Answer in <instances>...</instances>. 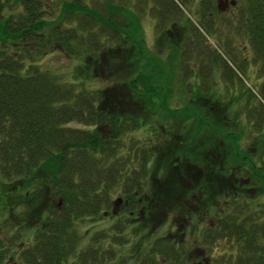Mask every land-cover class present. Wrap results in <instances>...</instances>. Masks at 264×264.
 <instances>
[{
	"label": "trees",
	"instance_id": "1",
	"mask_svg": "<svg viewBox=\"0 0 264 264\" xmlns=\"http://www.w3.org/2000/svg\"><path fill=\"white\" fill-rule=\"evenodd\" d=\"M101 3L0 0V226L14 229L0 238V262L264 264V204L250 199L258 187L264 195V137L234 162L218 153L219 168L210 169L213 148L165 126L164 65L130 31L132 7L154 15L161 29L176 17L160 36L179 66L195 58L200 69L204 56L238 76L244 65L221 39L236 36L264 74V0ZM182 9L222 53L202 48L203 34ZM53 54L71 67L48 68ZM259 95L248 117L263 123L264 83ZM205 116L192 117L193 132L214 127ZM138 130L143 138L133 137ZM108 219L80 244L79 221ZM29 229L33 240H18Z\"/></svg>",
	"mask_w": 264,
	"mask_h": 264
},
{
	"label": "rangeland",
	"instance_id": "2",
	"mask_svg": "<svg viewBox=\"0 0 264 264\" xmlns=\"http://www.w3.org/2000/svg\"><path fill=\"white\" fill-rule=\"evenodd\" d=\"M50 1L54 8H57L60 3V0ZM87 1H89V4L92 6L103 4L101 3L102 0ZM132 10L134 11L132 13L137 16V24L130 30L131 37H134L137 42L143 41L145 48L155 55V61L158 63L161 62V66L164 65L162 70L163 75L165 74L167 78L165 84L167 83L166 86L168 87V91L165 88L166 94L168 95V97L165 98L167 102H165L167 111L164 112V115L162 114L166 120L165 126L167 128L175 126L178 129L176 131L180 132L182 139L189 138L191 134H195L197 135L196 141H198L197 143L200 144V146L205 147L209 145V149L213 148L216 151L215 157L211 154V158H209V153H207V163L210 169L213 167L219 168L217 160L219 154L220 156H226L228 162H234L238 152L243 154L244 147L249 152L253 151L255 147L254 144H260L261 137H264V121L262 123L258 117L249 118L248 116L251 112L256 110L251 108V104H257L260 101L259 88L261 84L264 83V74H260V69L257 64L252 63L250 59L251 50L248 43L241 38H236V36L233 37L231 43H227L224 38H221L229 47L233 46L232 54L236 57L238 62L242 61L244 65L242 68L243 73L241 74V72H238V76L227 74L224 68H221L220 65H215L214 62L212 63L210 60L204 61L206 59L204 56L198 57L201 63L200 69L198 64L194 62L195 58H191L187 67L185 66L182 68V66H179L178 62L176 63L174 61L175 48L170 45V41H168L166 36H160L162 30L170 26L177 18L167 19L161 29L154 15H150L147 11L145 13V11L142 12L141 10H137V7H132ZM181 11L194 20L195 25L198 26L197 20H195L194 16H192L188 10L182 9ZM177 13L179 16L180 12ZM198 29L201 34H203L205 40L204 43L201 44L202 48L208 47L211 48L210 50L215 49L219 53H222L221 48L212 40V36L210 37L203 30H200L201 28H199V26ZM135 30L136 34L134 36ZM186 33L185 31L182 34L180 40L183 41L188 39ZM192 34H189V38H191V36L193 37L194 34ZM103 35L106 36L107 34ZM46 64L51 70L64 69V71H66L71 67V62L58 56V54L50 55L49 58H47ZM233 69L237 71L236 67H233ZM255 104L253 106L256 107ZM172 111H176V115L171 117L169 113ZM193 112L198 115H192ZM204 114L206 118L214 122V127L203 128V130L198 131V133L193 132L192 125H194V120L199 118V116L204 117ZM192 117H195L194 120ZM232 132H234L233 135L231 134ZM132 134L133 137H144V132L141 130ZM193 143L195 144V140ZM214 178L220 181L215 175ZM221 184H227L226 180H223ZM257 190H259V187L255 190L253 198L258 197L260 201L258 202L250 198L252 199L251 204L255 206V208L258 207V209H262L264 195L262 191ZM253 191L254 188H251L249 194L251 195ZM245 194H248V191H245ZM119 205L120 203L116 206L119 207ZM25 208L26 207L20 206L16 208V211L23 212L26 210ZM112 221L114 220L108 219L96 223L89 220H84L83 222L79 221L76 225L77 230L80 232H78L79 238L83 236L82 243L80 242V244H82V246L85 245L84 243L88 240V236L92 234V229L104 230V228L111 225ZM9 231L5 229V227L0 226V238L9 237L14 232V229ZM33 233L32 229L27 231L23 230L20 232V239L18 240L28 244V242L33 240ZM218 243L220 244V242ZM17 245H19V241ZM219 253L220 252L215 250L213 254L216 256ZM0 264H20V261L18 258L16 261L6 259L0 262Z\"/></svg>",
	"mask_w": 264,
	"mask_h": 264
}]
</instances>
